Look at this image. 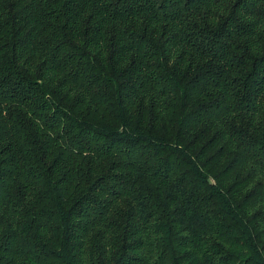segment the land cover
Here are the masks:
<instances>
[{"label":"trees","instance_id":"trees-1","mask_svg":"<svg viewBox=\"0 0 264 264\" xmlns=\"http://www.w3.org/2000/svg\"><path fill=\"white\" fill-rule=\"evenodd\" d=\"M0 264H264V0H0Z\"/></svg>","mask_w":264,"mask_h":264}]
</instances>
